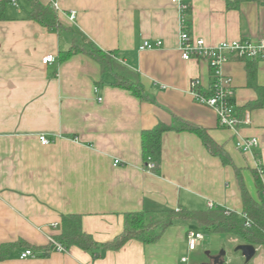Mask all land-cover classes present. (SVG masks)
<instances>
[{
	"label": "crops",
	"instance_id": "1",
	"mask_svg": "<svg viewBox=\"0 0 264 264\" xmlns=\"http://www.w3.org/2000/svg\"><path fill=\"white\" fill-rule=\"evenodd\" d=\"M230 1L183 0L189 35L206 46L264 38V4L242 2L230 9ZM10 2L0 20V245L18 244L0 264H191L196 249H187L186 233L203 234L193 221L175 220L158 241L129 240L97 259L74 246L55 251L48 241L67 214L80 215L82 231L106 243L121 233L126 212L205 210L208 202L242 212L232 167L211 155L193 133H164L157 170L144 167L141 131L170 124L171 115L204 129L240 170L248 193L252 196L246 176L252 197L264 202V61L256 62L254 77L261 106H247L258 94L247 86L246 60L230 56L221 68L231 79V103L240 121L236 130L224 129L214 110L196 103L190 92L195 78L206 89L211 73L205 60L181 59L180 15L171 0H55L61 27L101 50L115 51L119 61L138 72L142 100L111 86L109 74L98 84L99 67L86 55L59 62L58 52L68 49L76 35L26 19V0H14L16 6ZM70 12L75 13L72 21ZM144 41L161 46L139 50ZM46 55L55 61L43 64ZM244 112H249L248 122ZM41 135L48 144H40ZM237 137L255 138L253 153L236 149ZM256 161L263 169L260 192L250 172ZM254 248L247 263L241 254L225 260L208 251L206 260L195 264H212L215 257L221 264H264V247ZM25 249L34 257L20 259Z\"/></svg>",
	"mask_w": 264,
	"mask_h": 264
},
{
	"label": "trees",
	"instance_id": "2",
	"mask_svg": "<svg viewBox=\"0 0 264 264\" xmlns=\"http://www.w3.org/2000/svg\"><path fill=\"white\" fill-rule=\"evenodd\" d=\"M9 2L10 0L0 1V20L5 18L4 11ZM26 2L27 9L23 10L26 19L34 21L48 30L64 29L76 35L73 36L72 45L68 49L58 52L59 62L65 61L75 54L86 55L99 67L101 78L98 84L102 83L103 76L109 74L112 78L111 86L129 92L138 100L144 98L140 75L119 61L116 58L115 51L101 50L82 38L78 32L76 33L71 28L61 27L57 21L56 12L51 6L41 5L37 0H26ZM242 2L264 4V0H232L228 2L227 7L236 9ZM81 38L83 41L80 40ZM256 62L255 60H246L245 64L247 86L253 88L258 94V99L247 106H261V91L254 83ZM197 91L205 96L208 95L200 88ZM166 132H189L197 135L211 155L218 157L223 165L232 167L238 182L242 203L241 213L221 208L205 210L181 208L175 211L165 210L157 214L146 211L126 212L123 214L121 233L106 243H98L89 234L82 231L80 215L67 214L60 217L58 233L52 235V238L65 250L74 246L90 253L92 259H97L102 252L117 250L129 240H136L142 244L154 243L159 240L173 221L180 220L195 222L197 227L207 234L235 236L244 244L264 247V202H259L248 193L240 170L233 166L227 153L209 138L204 129L171 115L170 124L158 123L151 129L141 131L140 152L144 167L151 164V171L155 172L157 170L160 163L161 138ZM259 167L263 170L261 164ZM250 172L257 191L260 192L262 187L258 171L257 169H251ZM17 244L6 243L0 245V260Z\"/></svg>",
	"mask_w": 264,
	"mask_h": 264
},
{
	"label": "built area",
	"instance_id": "3",
	"mask_svg": "<svg viewBox=\"0 0 264 264\" xmlns=\"http://www.w3.org/2000/svg\"><path fill=\"white\" fill-rule=\"evenodd\" d=\"M1 1V0H0ZM15 5L14 0H10ZM49 6L54 10H57V4L55 0H48ZM178 9L179 12V51L182 60L202 59L207 62L211 73V79L206 89L202 90L200 87V80L195 78L190 81L189 87L193 99L196 103L204 105L214 110L217 116L218 126L224 129L236 130L240 121L236 116V108L231 103V98L234 93V89L231 84V79L224 76L221 73V68L225 65L230 56L240 61L243 60H255L264 61V38H258L255 41L241 42V41H224L215 46H206L203 39L192 38L188 32V24L185 18V14L188 11V6L183 3V0H171ZM16 6V5H15ZM75 18V13H69V19L72 21ZM161 46L160 41L150 43L144 41L139 47V50L153 49ZM55 57L52 55H46L41 59L43 64L53 63ZM200 88L208 95L200 94L197 90ZM243 121H249V112L243 113ZM38 141L41 145L48 144V140L44 136H39ZM257 140L255 138H236L234 146L236 149L244 153H253V150L257 146ZM257 160V159H256ZM117 161L114 162V166ZM259 161L255 162V169H257L259 176L262 174V170L259 167ZM148 167H152L151 164ZM208 209L216 208L213 203H207ZM56 228V225H52ZM203 240V234L196 231H188L186 233V245L189 251H194L198 248ZM49 245L53 247L55 251L64 252L65 249L57 243L52 237L48 239ZM27 257H34V253L31 249H25L20 254V259ZM185 262V258L182 259Z\"/></svg>",
	"mask_w": 264,
	"mask_h": 264
},
{
	"label": "rangeland",
	"instance_id": "4",
	"mask_svg": "<svg viewBox=\"0 0 264 264\" xmlns=\"http://www.w3.org/2000/svg\"><path fill=\"white\" fill-rule=\"evenodd\" d=\"M245 183L247 188H249V192L252 194V196H255V192L251 187V182L249 178L246 176ZM204 240L201 243L200 248H196V251H194L190 255V263L195 264L199 261L206 260L205 252H211L212 255L214 254H223L222 256L227 260L228 258L237 256L240 254L239 251H235V248L238 246V240L239 238L235 236H220L215 235L211 236L210 234L204 233ZM185 254V253H184Z\"/></svg>",
	"mask_w": 264,
	"mask_h": 264
},
{
	"label": "water",
	"instance_id": "5",
	"mask_svg": "<svg viewBox=\"0 0 264 264\" xmlns=\"http://www.w3.org/2000/svg\"><path fill=\"white\" fill-rule=\"evenodd\" d=\"M235 251H239L242 255V258L244 259V262L247 263L255 254V248L253 245L250 244H239ZM212 264H221L218 257H215L213 259Z\"/></svg>",
	"mask_w": 264,
	"mask_h": 264
}]
</instances>
